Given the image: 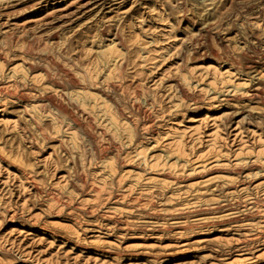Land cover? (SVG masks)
Returning <instances> with one entry per match:
<instances>
[{"label": "rangeland", "instance_id": "374dc122", "mask_svg": "<svg viewBox=\"0 0 264 264\" xmlns=\"http://www.w3.org/2000/svg\"><path fill=\"white\" fill-rule=\"evenodd\" d=\"M260 87L264 0H0V264H264Z\"/></svg>", "mask_w": 264, "mask_h": 264}, {"label": "bare ground", "instance_id": "6f19581e", "mask_svg": "<svg viewBox=\"0 0 264 264\" xmlns=\"http://www.w3.org/2000/svg\"><path fill=\"white\" fill-rule=\"evenodd\" d=\"M114 48H111L110 50H113ZM54 63L56 64L57 68L60 70H63L68 76H69V81L67 83H61L59 81L54 80V86L61 88L62 91L67 90L68 88H74L77 87L78 82L75 79V77L72 75V73L65 69L60 63H57L56 61H54ZM31 70H36V69H42L43 72H45L46 74L49 75V71L46 67L44 66H37L34 64L30 65ZM49 79L52 80V77L48 76ZM263 88L260 87L258 88V92L256 94H258L259 96H261L262 98H264V91L262 90ZM78 93V92H77ZM15 98L19 99L20 101H26L28 99L27 94L25 93H17L15 95ZM109 100L113 101V97L108 96ZM38 101L41 103V105H49L51 107H55L57 109L60 110V112L65 113L68 119V125L70 128L75 129V130H82L86 133L88 139L90 141H92L94 143V147H95V151L96 154L99 156H103V152H101L98 148V146L95 144L96 142V138L94 136V134L85 127L84 123L82 122V120L79 118L78 115H76L75 112L67 109L66 107L60 105L59 103H57V101L55 100V98L49 94H41L38 98ZM83 116H85V113L82 112L81 113ZM113 119H115L116 121L119 122L122 120L127 121V123L125 125H127L128 128H131L130 123H132L130 120L131 118L127 115V113L125 112L124 109H122L121 107H116L115 112L113 114Z\"/></svg>", "mask_w": 264, "mask_h": 264}]
</instances>
